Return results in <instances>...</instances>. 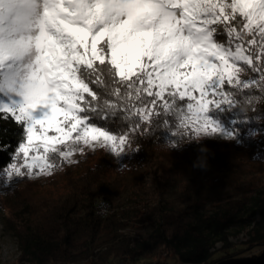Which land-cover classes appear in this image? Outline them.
I'll use <instances>...</instances> for the list:
<instances>
[{"label":"trees","instance_id":"1","mask_svg":"<svg viewBox=\"0 0 264 264\" xmlns=\"http://www.w3.org/2000/svg\"><path fill=\"white\" fill-rule=\"evenodd\" d=\"M256 63L264 68V59ZM240 66L249 87L225 84L236 103L212 113L221 133L179 126L175 108H186L187 98L165 113L167 94L154 106L146 94L144 103L129 104L90 85L102 107L105 99L117 103L106 116L89 113L90 123L126 136L123 150L81 143L68 158L50 153L53 168L45 173H4L16 162L23 131L10 117L0 119V219L16 239L18 264H264V176L256 173L264 167V80ZM140 106L148 120L129 111ZM100 198L114 209L104 218L94 213ZM242 216L247 247L231 252L228 228ZM218 250L225 255L216 259Z\"/></svg>","mask_w":264,"mask_h":264},{"label":"snow or ice","instance_id":"2","mask_svg":"<svg viewBox=\"0 0 264 264\" xmlns=\"http://www.w3.org/2000/svg\"><path fill=\"white\" fill-rule=\"evenodd\" d=\"M220 25L226 41L216 38ZM257 59H264V0H0V119L23 131L16 162L3 171L49 172L50 153L68 158L81 143L120 154L126 136L90 123L89 113L117 108L98 103L95 84L129 104L146 94L154 106L167 94L165 113L187 98L186 108H175L179 126L221 133L212 113L236 103L224 86L249 87L241 64L264 80ZM129 111L149 119L145 106Z\"/></svg>","mask_w":264,"mask_h":264},{"label":"rangeland","instance_id":"3","mask_svg":"<svg viewBox=\"0 0 264 264\" xmlns=\"http://www.w3.org/2000/svg\"><path fill=\"white\" fill-rule=\"evenodd\" d=\"M219 30H223V25L218 26ZM220 31H218L217 34V40L218 41H226V38H223L220 34ZM226 33V31H225ZM198 94V93H197ZM17 100L20 98L17 97ZM6 98L1 97L0 101H4ZM36 112H40V109H37ZM35 112V114H36ZM37 116L39 114H36ZM99 142H94V146H97ZM92 146V147H94ZM260 176H264V167L257 170L256 172ZM40 182V181H39ZM38 182V183H39ZM34 186V185H33ZM36 187V186H34ZM257 219V217H254ZM246 226V220L245 217L242 216L238 220H236L230 227L228 228V231L230 233L229 241L233 245H235V248L231 250V252H235L237 250H244L247 246L245 244V241L247 240V235L244 227ZM220 244H216L215 248H220ZM247 252H245V255ZM18 248H17V242L16 239L5 229L3 222L0 219V264H18ZM225 254L218 250V252L214 255V258L218 259L219 257H223ZM182 264L180 261L176 260L174 264ZM77 264V263H74ZM87 264V263H86ZM136 264H155V262H149V261H139ZM163 264H172V261L170 259H166Z\"/></svg>","mask_w":264,"mask_h":264},{"label":"built area","instance_id":"4","mask_svg":"<svg viewBox=\"0 0 264 264\" xmlns=\"http://www.w3.org/2000/svg\"><path fill=\"white\" fill-rule=\"evenodd\" d=\"M114 211L113 207L111 206V204L106 201L105 199L103 198H100L98 199L96 202H95V205H94V213L100 217V218H104L110 214H112ZM77 264H86V263H77ZM112 264H131L129 262H114Z\"/></svg>","mask_w":264,"mask_h":264},{"label":"clouds","instance_id":"5","mask_svg":"<svg viewBox=\"0 0 264 264\" xmlns=\"http://www.w3.org/2000/svg\"><path fill=\"white\" fill-rule=\"evenodd\" d=\"M178 147H179V146H178ZM146 182H148L147 179H146Z\"/></svg>","mask_w":264,"mask_h":264},{"label":"water","instance_id":"6","mask_svg":"<svg viewBox=\"0 0 264 264\" xmlns=\"http://www.w3.org/2000/svg\"><path fill=\"white\" fill-rule=\"evenodd\" d=\"M182 263V262H181ZM179 264V263H178ZM183 264V263H182ZM203 264V263H202Z\"/></svg>","mask_w":264,"mask_h":264}]
</instances>
